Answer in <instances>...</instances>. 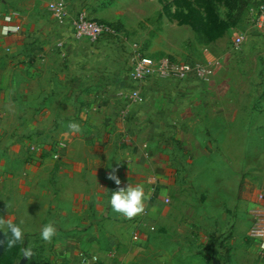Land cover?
Here are the masks:
<instances>
[{
    "label": "crops",
    "instance_id": "obj_1",
    "mask_svg": "<svg viewBox=\"0 0 264 264\" xmlns=\"http://www.w3.org/2000/svg\"><path fill=\"white\" fill-rule=\"evenodd\" d=\"M100 1L0 0V175L11 185V209L14 197L20 201L22 228L53 223L59 264H155L148 255L167 223L176 169L195 163L194 144L219 149L218 162L228 165L250 164L253 150H264L262 33L245 20L228 43L160 48L208 67L209 76L151 88L148 101L123 115L119 93L128 83L120 53L75 46L66 22L54 27L49 7L60 2L69 16L84 10L108 22L114 4H124ZM6 26L19 31L5 35ZM240 34L252 38L241 53L228 54ZM57 39L69 41L66 63L53 55ZM128 184L143 185L148 196L145 211L132 219L108 203L111 191Z\"/></svg>",
    "mask_w": 264,
    "mask_h": 264
},
{
    "label": "rangeland",
    "instance_id": "obj_2",
    "mask_svg": "<svg viewBox=\"0 0 264 264\" xmlns=\"http://www.w3.org/2000/svg\"><path fill=\"white\" fill-rule=\"evenodd\" d=\"M107 0L104 4L111 6ZM123 5L111 9L110 24L122 31L155 58L169 56L160 48L194 49L232 41L235 32L245 25L251 8L264 0H118ZM99 2H101L99 0ZM110 7V8H111ZM145 52V51H144ZM162 54V55H160ZM175 58V56H172ZM196 143L195 163L180 165V179L162 223L155 250V264H264L257 244L247 236V210L256 202L264 186V150L254 149L250 164L219 163L220 150H202ZM203 152V154H202ZM192 160V159H191ZM8 178L0 175V229L5 249L0 264H59L54 259V241H44L41 230L24 229L23 247H31V258L22 256L21 246L9 248L7 223L21 226L19 199L11 209ZM148 253V252H147ZM146 253V254H147ZM147 261L148 264H153Z\"/></svg>",
    "mask_w": 264,
    "mask_h": 264
},
{
    "label": "built area",
    "instance_id": "obj_3",
    "mask_svg": "<svg viewBox=\"0 0 264 264\" xmlns=\"http://www.w3.org/2000/svg\"><path fill=\"white\" fill-rule=\"evenodd\" d=\"M50 11L54 17V27L58 28L67 23L72 41L76 45L85 42L88 50H97L99 46L106 45L120 53L122 69L126 75L128 88L119 93L123 100L125 115L128 108H138L148 101L151 88L165 85L191 84L196 79L205 80L210 71L206 66L199 65L190 60H179L173 57L162 56L155 58L147 55L138 43L131 40L121 29L108 22L97 21L90 18L84 10H78L69 16L65 6L60 2L50 4ZM11 18L10 20L7 18ZM11 16L4 18L10 23ZM249 28L262 33L257 47L264 52V3L251 8L247 15ZM10 29L8 33H16L19 27H4ZM250 38H252L249 35ZM244 34L236 36L228 50V54L236 55L243 51L246 40L250 39ZM69 41L57 39L53 55L62 62H68L71 57ZM90 54L87 53V56ZM220 64V62H219ZM249 240L257 244V251L264 257V186L258 190L256 202L247 210ZM137 238H134L136 240Z\"/></svg>",
    "mask_w": 264,
    "mask_h": 264
},
{
    "label": "clouds",
    "instance_id": "obj_4",
    "mask_svg": "<svg viewBox=\"0 0 264 264\" xmlns=\"http://www.w3.org/2000/svg\"><path fill=\"white\" fill-rule=\"evenodd\" d=\"M7 19H11L10 17ZM10 29L5 28L3 30L6 35ZM69 128L72 132H81V127L77 123L69 124ZM117 186L121 184L120 179L115 175H110ZM148 196L145 193L144 186L137 184L135 186L127 185L124 188H118L116 191H111L108 199L111 210L114 213L121 214L125 218L132 219L145 211V201ZM7 230L10 233V237L7 240V246L9 248H15L18 245L21 246L22 256L31 258L34 255V251L31 247H23L24 242V230L19 224L7 223ZM41 238L44 241H51L56 235V228L52 222L45 224L41 230Z\"/></svg>",
    "mask_w": 264,
    "mask_h": 264
},
{
    "label": "water",
    "instance_id": "obj_5",
    "mask_svg": "<svg viewBox=\"0 0 264 264\" xmlns=\"http://www.w3.org/2000/svg\"><path fill=\"white\" fill-rule=\"evenodd\" d=\"M4 249H5V236L3 234V232L0 229V259L4 253ZM18 264H25V260H22L20 263ZM213 264H221L220 261L218 260H214Z\"/></svg>",
    "mask_w": 264,
    "mask_h": 264
},
{
    "label": "trees",
    "instance_id": "obj_6",
    "mask_svg": "<svg viewBox=\"0 0 264 264\" xmlns=\"http://www.w3.org/2000/svg\"><path fill=\"white\" fill-rule=\"evenodd\" d=\"M117 27H118L119 29H121V28H122L120 25H117Z\"/></svg>",
    "mask_w": 264,
    "mask_h": 264
}]
</instances>
